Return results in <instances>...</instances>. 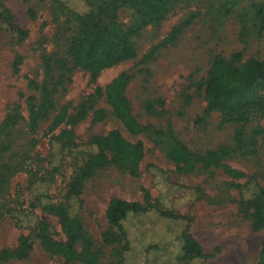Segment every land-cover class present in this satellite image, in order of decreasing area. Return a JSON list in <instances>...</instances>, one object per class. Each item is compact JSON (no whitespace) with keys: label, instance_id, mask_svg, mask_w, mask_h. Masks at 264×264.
Masks as SVG:
<instances>
[{"label":"rangeland","instance_id":"374dc122","mask_svg":"<svg viewBox=\"0 0 264 264\" xmlns=\"http://www.w3.org/2000/svg\"><path fill=\"white\" fill-rule=\"evenodd\" d=\"M64 1L74 12L88 10L81 0ZM168 1L161 21L131 36L134 57L101 70L93 81L68 53L76 34L69 13L54 0H0V125L13 116L0 129V264H82L50 254L38 240L20 253L18 242L32 228L31 212L48 223L52 238L64 239L50 208L63 202L69 182L85 163L86 142L113 129L129 142H140L143 156L133 171L106 164L83 183L76 214L98 253L95 264H119L122 242L105 241L109 233L120 235L105 216L111 197L153 206L123 223L130 249L121 264H180L172 253L178 243L174 235L186 225L210 255L201 264L256 263L264 226L252 228L253 210L242 198L249 194L247 186L264 188V136L237 149L238 125L206 111L201 86L216 55L241 52L243 61L264 59V20L256 14L264 0ZM117 19L125 26L140 24L129 6L117 10ZM123 73L130 79L122 93L143 128L137 133L116 117L105 95ZM42 84L52 107L32 128L28 98L39 105ZM63 110L67 115L55 134L71 129L74 148L50 142V127ZM255 126L264 127V116L251 118L247 136ZM175 141L192 154L222 147L228 153L207 167L184 157L176 161ZM158 211L177 217H161ZM152 243L165 244L163 251L172 255L145 252Z\"/></svg>","mask_w":264,"mask_h":264},{"label":"trees","instance_id":"16d2710c","mask_svg":"<svg viewBox=\"0 0 264 264\" xmlns=\"http://www.w3.org/2000/svg\"><path fill=\"white\" fill-rule=\"evenodd\" d=\"M54 1L62 12L69 13L76 22V34L69 44L68 53L76 66L89 72L93 81L101 70L133 58L135 48L131 42V36L141 26L161 21L169 11L168 0H93L94 3L92 0H81L88 7V10L83 13L71 10L64 0ZM124 6L134 9L140 19V24L125 26L118 22L117 10ZM260 7H257L256 14L260 20H264V9ZM9 26L12 27L10 24ZM179 31V27L174 28L173 33ZM21 33L25 34V32ZM129 79L130 76L125 73L119 75L106 87L105 95L116 117L131 133H137L143 128L130 114L128 101L122 93L124 84ZM201 87L206 102V111L218 112L223 123L238 125L234 137L237 149L247 142L255 144L256 137L264 136V127L255 126L250 136H247L244 131L254 115L264 116V59L250 58L243 61L241 52L233 53L227 58L216 55L211 61ZM41 90L43 96L39 105L35 104L32 97L28 98L29 123L32 128L36 127L38 121L47 115L52 107L47 87L42 84ZM97 90L100 91L99 88ZM66 115V111L63 110L51 125L50 142L59 148H74L76 146L71 129L55 134V128L64 121ZM12 118L13 116L8 114L1 123L0 129L9 126L13 122ZM86 146L87 159L69 182L63 202L50 208L59 222L64 239L52 238L48 223L31 212L33 225L28 235L19 238L17 250L20 253H25L32 247L34 241L38 240L47 252L61 255L67 262L79 261L82 264H95L98 260L97 251L91 249L92 240L76 214L81 188L97 169L106 164L135 170L138 161L143 156V147L140 142L127 141L116 129L110 130L103 137L88 140ZM227 153L228 150L222 147L204 154H192L179 141H175L174 145L176 161L180 160L179 157H184L188 161L201 163L204 167L217 164ZM33 179L32 185H35L36 178ZM246 188L249 189V194H244L242 204L252 208V228L258 229L264 226V188L258 184ZM34 197L38 199V196ZM44 197L47 195L45 194ZM152 207L138 201H126L117 197L109 199L105 212L106 220L109 226L118 230L120 235L109 233L105 241L122 242L121 251L118 253L119 264L123 262L124 254L130 249V240L123 223L129 217H138L148 212ZM158 214L171 219L177 217L170 212L158 211ZM174 236L178 243L172 253L178 263L201 264L210 257L209 254L203 252L201 245L190 233L188 225ZM172 237L169 236L167 239ZM164 245L158 247V244L152 243L148 244L144 250L147 253L160 250L162 256L172 255L163 251L165 250ZM163 258L167 261L166 257ZM256 264H264V240L261 243Z\"/></svg>","mask_w":264,"mask_h":264},{"label":"crops","instance_id":"0c3cea01","mask_svg":"<svg viewBox=\"0 0 264 264\" xmlns=\"http://www.w3.org/2000/svg\"><path fill=\"white\" fill-rule=\"evenodd\" d=\"M257 262V261H256ZM256 264V263H255Z\"/></svg>","mask_w":264,"mask_h":264}]
</instances>
